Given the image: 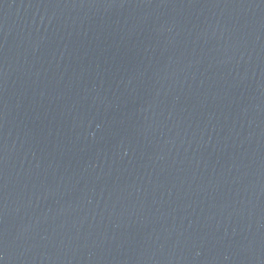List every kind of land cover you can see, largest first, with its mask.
<instances>
[{
    "label": "water",
    "instance_id": "95a60500",
    "mask_svg": "<svg viewBox=\"0 0 264 264\" xmlns=\"http://www.w3.org/2000/svg\"><path fill=\"white\" fill-rule=\"evenodd\" d=\"M0 264H264V0H0Z\"/></svg>",
    "mask_w": 264,
    "mask_h": 264
}]
</instances>
